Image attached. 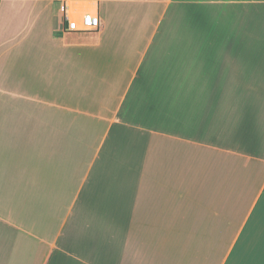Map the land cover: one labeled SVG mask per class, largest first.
<instances>
[{
    "label": "crops",
    "instance_id": "1",
    "mask_svg": "<svg viewBox=\"0 0 264 264\" xmlns=\"http://www.w3.org/2000/svg\"><path fill=\"white\" fill-rule=\"evenodd\" d=\"M0 264H264V0H0Z\"/></svg>",
    "mask_w": 264,
    "mask_h": 264
},
{
    "label": "built area",
    "instance_id": "2",
    "mask_svg": "<svg viewBox=\"0 0 264 264\" xmlns=\"http://www.w3.org/2000/svg\"><path fill=\"white\" fill-rule=\"evenodd\" d=\"M63 12V31L68 33H93L100 27L99 18L93 12L74 13L69 11L68 6L64 4Z\"/></svg>",
    "mask_w": 264,
    "mask_h": 264
}]
</instances>
